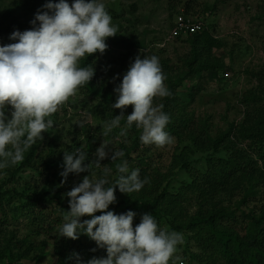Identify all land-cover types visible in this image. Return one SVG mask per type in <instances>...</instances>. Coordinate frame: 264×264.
<instances>
[{
  "label": "rangeland",
  "instance_id": "obj_1",
  "mask_svg": "<svg viewBox=\"0 0 264 264\" xmlns=\"http://www.w3.org/2000/svg\"><path fill=\"white\" fill-rule=\"evenodd\" d=\"M48 2L50 0H0V22L5 29L0 34V46L3 43L8 45L15 42L9 38L15 30L21 32L31 30L36 14L46 11L44 5ZM51 2L58 3L59 0H51ZM67 2L71 5L74 0ZM104 3L106 10L112 16L113 24L118 26V32L115 37L106 41L108 49L104 54L93 55L92 66L96 73L93 79L102 85L105 91L117 95L114 89L122 83L123 76L130 67V61L138 56L143 58L146 54H153L159 60L168 61L178 71L186 70L185 59L191 54L189 35L206 30L224 43L223 48L213 51L214 57L224 65L223 68H219L221 76L215 80L209 72H203L201 76L188 78L184 86L179 89L178 97L184 102L187 114L192 115L196 123L198 121L208 123L212 137L225 134L234 127L233 137L237 139L236 128L242 124L245 113L250 111L243 98L249 92L257 91L259 84L256 75L264 68V20L259 18L263 7L261 0H104ZM188 23L199 24L200 30L193 33L183 31L181 25ZM12 25L15 29L9 31ZM190 93L193 97H190ZM158 99L159 97L157 101ZM157 101L154 100V103L158 104ZM97 104L96 98L88 94L86 88L79 87L75 94L50 117L53 126L43 134V139L36 140L39 156L32 163L34 167H27L14 179L10 178L8 170L14 171L18 164L0 169V187L18 189L20 192L27 191L31 187L27 194L42 195L41 193L47 190L48 176L56 171L58 182L61 183L58 186L63 188L64 192L63 205L69 206L70 198L66 193L90 173H72L68 181L63 183V177L60 175L63 167L59 164L64 160V152L75 149L77 143L80 144L81 150H88L89 139L92 142L91 147L95 150L86 165L96 159V150L105 143L108 146L109 157L101 161L100 168L93 163L91 170L100 177L104 172L103 166H107L110 170V180H115L119 173L114 172L109 165L111 154L115 151L124 153L122 148L124 146L132 148L135 136L131 135L129 129L125 136H121L123 125L105 136L103 128L110 120L101 118L95 113L94 107ZM11 111L9 106L6 110L9 118ZM235 143L238 149L253 156L252 159H256L254 149L249 142L238 138ZM147 147L152 149L148 154L152 155L153 167L160 168L162 172L169 170L174 154L181 150L176 138L172 144L162 147L144 144L142 150ZM134 153H138V150ZM228 154L223 152L216 156L227 157ZM204 156L206 154H198L194 159ZM193 164L195 169L202 171L206 166V162L202 164L193 162ZM258 166L263 167V164L259 162ZM175 179L178 188L181 187V181L192 182L191 177L184 172H178ZM115 195L117 199L114 205L126 198L125 193L120 191ZM240 198L238 196L233 200L225 201L224 205L230 204L232 208L239 209L238 215L242 211L249 212L252 209L257 212L260 207L258 201L264 200V186L260 185V194L256 203L239 206ZM113 208L111 206V209ZM68 211L70 209L66 211V215ZM193 211L189 210L191 213ZM1 217L3 215L0 212ZM88 219L91 217L81 218V222ZM61 226L62 224L53 226L49 222L37 226L29 225L24 218L14 223L9 222L3 226V229L15 233L13 242L18 244V248L8 251L6 255L11 257V254L25 253L22 260L11 259L12 263L55 264L57 258L53 254V247L60 244L61 238H64L60 235ZM49 230L50 232L47 233ZM80 238L84 243L94 248L98 247L88 236L80 235ZM43 241L48 244L45 254L39 249ZM176 255L182 258L183 264L207 263L205 257L199 256L201 252L191 239L190 233H186L185 236L183 234V243L178 246Z\"/></svg>",
  "mask_w": 264,
  "mask_h": 264
},
{
  "label": "trees",
  "instance_id": "obj_2",
  "mask_svg": "<svg viewBox=\"0 0 264 264\" xmlns=\"http://www.w3.org/2000/svg\"><path fill=\"white\" fill-rule=\"evenodd\" d=\"M261 5L263 7L259 18L264 20V0H261ZM14 29L12 25L9 31ZM4 30L3 23L0 22V34ZM189 42L191 54L185 59L186 70L178 71L168 61L159 60L166 76L165 85L171 95L159 98L158 101L155 98L158 104L164 105L163 110L169 114L170 122L166 131L178 140L181 150L174 154L173 163L167 172L154 168L152 155H149L152 149L147 147L142 150L144 147L140 141L142 129L133 124L129 129L131 135L135 136L132 148L122 147L124 151L122 159L109 160V165L115 172L117 166L126 160L129 172L139 169L140 177L142 179L147 177L149 182L142 190L125 194L126 198L120 203L110 205L108 210L114 211L117 215L126 214L130 210L135 212L134 228L141 222L143 215L151 214L159 227L166 231H177L184 236L190 233L191 239L201 252L199 256L205 257L207 263L204 264H264V200L258 201L260 207L257 212L252 209L249 212L242 211L240 215L239 209L232 208L230 204L224 205L225 201L238 196L241 197L239 206L256 203L260 185L264 186V68L256 75L259 84L257 91L249 92L243 98L250 111L245 113L242 124L236 128L237 139L233 137L234 127L225 134L212 137L211 128L206 121L196 123L193 116L187 114L184 102L178 97V91L188 78L201 76L203 72H209L215 80L221 76L219 68H223L224 65L214 57L213 51L223 48L224 43L206 30L189 35ZM145 56L150 57L153 54ZM92 59L93 55L81 58L80 67L93 65ZM134 60H131L129 65ZM81 87L86 88L88 94L98 101L94 107L97 115L111 121L114 116H119L123 112L125 118H122L121 125H125L126 116L133 112V106L129 105L123 110L112 108L111 104L116 102L117 95L105 91L95 79ZM189 95L193 97L192 93ZM238 138L250 143L256 159L238 149L235 143ZM88 143L89 148L84 151L87 154L85 163L89 162L95 150L91 147L90 139ZM75 149H80L79 143ZM136 150L138 153H134ZM38 151V144L35 141L24 153V158L16 169L8 170L10 178L14 179L27 167L33 168L32 163L38 159ZM223 152L229 153L228 156H216ZM198 154L206 156L195 160L194 157ZM193 162L196 164L206 162V166L203 171L195 169ZM259 162L263 167L258 166ZM59 165L63 166V161ZM178 172L189 175L192 182L181 181V187L178 188L175 185V176L177 177ZM119 175L111 181L109 172L105 178L109 185H113ZM57 177L56 171L48 176L47 190H44L42 195L27 194L31 187L23 192L0 187V212L3 215L0 218V264H20L12 263L10 260L19 261L25 257L23 252L11 254V257L6 255L8 251L18 248V244L13 242L15 233L3 229L9 222L14 223L22 218L26 219L29 225L35 226L43 225L45 222L53 226L65 222L66 211L70 207L63 205L64 192L63 188L58 186L61 183ZM118 191L117 188L116 193ZM16 201L17 203H14ZM111 206L114 208L111 209ZM189 210L194 211L191 213ZM101 214L97 212L95 215ZM49 232L50 230L47 231ZM47 246L46 241L40 245L39 249L43 254L46 253ZM73 253H78L85 264L94 257L107 258L105 249L94 248L84 243L80 237L77 240L64 237L61 238L60 244L53 247V254L57 258L55 264H76L75 259H70Z\"/></svg>",
  "mask_w": 264,
  "mask_h": 264
},
{
  "label": "clouds",
  "instance_id": "obj_3",
  "mask_svg": "<svg viewBox=\"0 0 264 264\" xmlns=\"http://www.w3.org/2000/svg\"><path fill=\"white\" fill-rule=\"evenodd\" d=\"M44 8L46 11L36 14L31 30H15L9 37L15 42L0 46V169L21 162L35 141L43 139V134L53 126L50 117L96 74L92 65L79 66L81 58L104 54L108 49L106 41L118 32L104 0H74L71 5L67 0H50ZM165 80L157 56H138L130 64L122 83L114 89L117 98L111 104L121 110L133 106L121 136L135 124L142 129L141 143L161 147L173 143L174 138L166 131L170 116L163 104L154 103L157 97L171 95ZM9 106L11 118L6 115ZM122 118L123 112L106 122L103 134L108 136L119 128ZM107 148L103 143L96 150V159L87 165L83 150L64 152L60 173L63 183L72 173L90 175L66 193L70 211L60 228L61 237L77 240L86 235L106 250L107 258L94 257L86 264H183L176 255L183 243L182 233L162 229L151 214L143 215L134 228L135 212L117 215L108 210L116 202L117 188L125 194L138 192L149 180L140 177L139 169L129 172L126 160L117 166L120 175L115 184L109 185L105 178L110 171L107 166L97 177L92 165L102 166L101 161L109 157ZM123 155L122 151H115L111 160ZM97 212L102 214L95 215ZM85 216L91 219L81 222ZM70 259L85 264L78 253Z\"/></svg>",
  "mask_w": 264,
  "mask_h": 264
},
{
  "label": "built area",
  "instance_id": "obj_4",
  "mask_svg": "<svg viewBox=\"0 0 264 264\" xmlns=\"http://www.w3.org/2000/svg\"><path fill=\"white\" fill-rule=\"evenodd\" d=\"M181 28L183 29V31H186V32H196V31H199L200 30V25H193V24H185V25H181Z\"/></svg>",
  "mask_w": 264,
  "mask_h": 264
}]
</instances>
